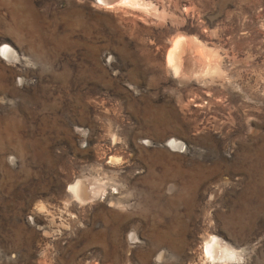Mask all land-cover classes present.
I'll return each mask as SVG.
<instances>
[{"label": "rangeland", "instance_id": "1", "mask_svg": "<svg viewBox=\"0 0 264 264\" xmlns=\"http://www.w3.org/2000/svg\"><path fill=\"white\" fill-rule=\"evenodd\" d=\"M134 2L0 0V264H264V0Z\"/></svg>", "mask_w": 264, "mask_h": 264}, {"label": "bare ground", "instance_id": "2", "mask_svg": "<svg viewBox=\"0 0 264 264\" xmlns=\"http://www.w3.org/2000/svg\"><path fill=\"white\" fill-rule=\"evenodd\" d=\"M97 1L100 4L107 6L108 8L113 7L114 5H118V4L119 5H127V4L128 5H136L134 0H114L113 3H109V0H97ZM182 40L176 41V43L174 44L173 50L170 51L168 53V56H167V64L173 67L175 75H178L180 73L182 74V73L186 72L188 70V66L190 65L188 58H186L187 53L185 54L186 50H188V49L186 48V45ZM190 52H191V50H190ZM3 53L5 56H9V57L13 56V53L10 50H8L7 47L3 50ZM171 146L177 147L178 145L173 143ZM70 191H72V193L74 194V197L80 201L86 199L91 194L90 192H87L85 186L80 181H77L74 185H72L70 187ZM93 195H95V194L92 192V196ZM102 195H104V194H102ZM91 198H93V197H91ZM221 248H222V246H221V243L219 242V240L215 237H211L210 239H207V241H206L205 248H204V254L207 256V258L210 261H214V260L218 259ZM226 251H227V249H226ZM222 252L223 253L221 255L224 259H225V257L230 258V260H231V258L232 259L234 258L233 254L231 252L225 253V249H223ZM221 255L219 258H221Z\"/></svg>", "mask_w": 264, "mask_h": 264}, {"label": "water", "instance_id": "3", "mask_svg": "<svg viewBox=\"0 0 264 264\" xmlns=\"http://www.w3.org/2000/svg\"><path fill=\"white\" fill-rule=\"evenodd\" d=\"M114 2V0H109V3H113Z\"/></svg>", "mask_w": 264, "mask_h": 264}]
</instances>
